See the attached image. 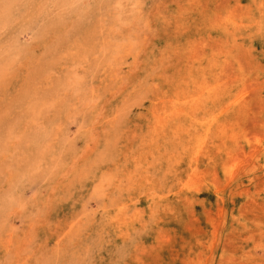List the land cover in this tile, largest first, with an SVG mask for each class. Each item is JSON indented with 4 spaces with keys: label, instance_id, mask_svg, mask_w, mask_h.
Masks as SVG:
<instances>
[{
    "label": "rangeland",
    "instance_id": "rangeland-1",
    "mask_svg": "<svg viewBox=\"0 0 264 264\" xmlns=\"http://www.w3.org/2000/svg\"><path fill=\"white\" fill-rule=\"evenodd\" d=\"M0 264H264V0H0Z\"/></svg>",
    "mask_w": 264,
    "mask_h": 264
}]
</instances>
